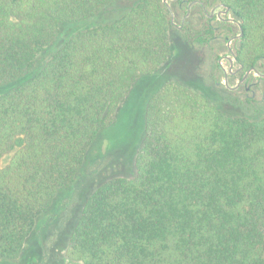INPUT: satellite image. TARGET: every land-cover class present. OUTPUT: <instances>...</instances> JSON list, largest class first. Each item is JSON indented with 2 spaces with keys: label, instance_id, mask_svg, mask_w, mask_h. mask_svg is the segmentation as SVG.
<instances>
[{
  "label": "trees",
  "instance_id": "1",
  "mask_svg": "<svg viewBox=\"0 0 264 264\" xmlns=\"http://www.w3.org/2000/svg\"><path fill=\"white\" fill-rule=\"evenodd\" d=\"M115 2L0 0V264L20 257L143 79L150 80L135 175L108 180L87 200L68 260L264 264V115L232 114L201 86L160 76L176 53L163 0H137L89 26ZM213 3L239 24L242 76L256 71L264 81V0ZM70 26L65 42L33 71L38 55Z\"/></svg>",
  "mask_w": 264,
  "mask_h": 264
},
{
  "label": "rangeland",
  "instance_id": "2",
  "mask_svg": "<svg viewBox=\"0 0 264 264\" xmlns=\"http://www.w3.org/2000/svg\"><path fill=\"white\" fill-rule=\"evenodd\" d=\"M177 1L163 0L171 19V42L176 53L159 69L160 76L184 86H201L213 104L232 114L263 116L264 81L256 71L242 76L235 60L239 24L214 0H193L187 6H178ZM136 2L117 0L89 26L111 21ZM207 20L215 29L211 35L205 33ZM73 29L70 26L59 32L54 43L38 55L33 71L59 49ZM260 69L264 73V63ZM149 80H140L133 86L130 96L116 112L115 123L98 134L74 183L56 197L47 214L39 219L20 257L6 264H78L68 260L66 250L85 203L108 180L135 175V156L145 137L144 103ZM9 157L4 156L3 165Z\"/></svg>",
  "mask_w": 264,
  "mask_h": 264
},
{
  "label": "water",
  "instance_id": "3",
  "mask_svg": "<svg viewBox=\"0 0 264 264\" xmlns=\"http://www.w3.org/2000/svg\"><path fill=\"white\" fill-rule=\"evenodd\" d=\"M220 7H223V5H220ZM229 10L226 8L225 12H228Z\"/></svg>",
  "mask_w": 264,
  "mask_h": 264
},
{
  "label": "flooded vegetation",
  "instance_id": "4",
  "mask_svg": "<svg viewBox=\"0 0 264 264\" xmlns=\"http://www.w3.org/2000/svg\"><path fill=\"white\" fill-rule=\"evenodd\" d=\"M214 12V11H213ZM232 62V61H231ZM261 76V75H260ZM262 76H264V74L262 75Z\"/></svg>",
  "mask_w": 264,
  "mask_h": 264
}]
</instances>
